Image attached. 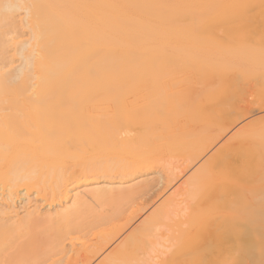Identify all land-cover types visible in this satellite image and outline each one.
<instances>
[{"label": "bare ground", "instance_id": "6f19581e", "mask_svg": "<svg viewBox=\"0 0 264 264\" xmlns=\"http://www.w3.org/2000/svg\"><path fill=\"white\" fill-rule=\"evenodd\" d=\"M254 87L264 105V0H0V264L91 262L113 234L100 204L164 137L183 157L161 160L169 185L213 149L189 199L164 198L96 264H264L248 222L264 121L225 138Z\"/></svg>", "mask_w": 264, "mask_h": 264}, {"label": "rangeland", "instance_id": "374dc122", "mask_svg": "<svg viewBox=\"0 0 264 264\" xmlns=\"http://www.w3.org/2000/svg\"><path fill=\"white\" fill-rule=\"evenodd\" d=\"M18 14L19 13H17V15ZM249 81L252 82L253 80H249ZM250 95H251L250 96V99H251V107H250L251 111H250V113L246 117H244V118H238V119H236L234 121L235 123L233 122V125H232L231 129H229L227 131L228 133H226L225 138L228 137L229 134L233 133L234 131H236L237 129H239L240 127H242L243 126V123L246 122V121H249L251 119L252 120L253 119L254 120L256 119V121L259 120L258 122L264 121V105L263 104L261 105V103H260L261 99L259 98V95H258L255 87L252 90V92H251ZM159 142H161V144L164 145V151L161 152L163 154L160 153V156H159L160 158L159 159H161L162 157H164L161 160H164L165 158L167 160H169V157L170 158L172 157V159H174V157H175V159H174L175 162L172 159L169 160V162H171L169 166H174V164L177 163L176 161H178L177 164H180L182 162L183 157H181L182 155L177 150H174L173 149V150L169 151V150L166 149V147L169 146V142L167 140V137H164ZM211 151L213 152V149L212 150H209L208 153H206L205 157H203L201 159L199 158L197 161H195V163H193L192 165H190L189 168L186 170L185 174L184 175H180L179 178H177V180H175L176 182H174V181L170 182V185L166 183L167 180L165 179L166 178L165 177L166 171L164 169V163H162L161 160H160L157 163V165L152 168V170H149V172H140L139 173L140 175L137 174V175L133 176L132 178L125 180L124 182L113 184L114 185L112 187L113 188V194H115V195H113L114 197H113L112 201H108V202H110L109 205L107 204V206L106 205L104 206L103 205L104 203L103 204L101 203L103 205L102 206L100 204L99 207L100 208L102 207V209H103L102 211L99 210V207L98 208L97 207L95 208V206H97L98 203L96 204V202H93L96 205H94V206L93 205H90V206L93 207L94 209H96V211L99 210V211H101L103 213L108 211L106 213V215L104 216V217H106L108 219L107 222H106V224H105V226H107L108 229H112L113 228V234L111 236V239H109L110 241L108 240L109 242L105 243V248L99 253L98 256H95L93 258L94 260L92 259L91 262H89L88 264H96V262H99L98 260H100L101 258H103V256H105L107 254V252L111 250V248L113 249V247L116 246L120 242V240L126 236V234L128 235L129 233H131V231L133 230V227L134 228H135V226L137 227L139 225V223L140 224H143L145 222L144 219L147 217L146 218V220H147L149 218V216H151V214H153L155 212L154 210L157 207H159L161 201L163 203V201H165L167 198H169V196L171 198V196L174 195V194H176V192H177V194H176L177 197H175V195L172 196V197H175V200H177V201L180 202V200L181 201L182 200L185 201V200H187V198L189 199L188 194L185 193V190L188 188V187H186V185L188 184V180L190 179V177L193 174L195 175L197 173L198 168L201 167V163L205 160V158L209 154L212 153ZM177 158H180L181 161L180 160H177ZM172 161L174 162V164H173ZM188 176H189V178H188ZM185 179H186V182L187 183H185L186 185L185 184H182L183 185L182 186L180 183L183 180L185 181ZM255 180L256 181H259L260 183L262 182L261 184H263L264 176L263 177H260V178H256ZM114 181H116V179ZM85 182H87V181H84L83 183L78 184L75 188H73V190L75 189L74 191H86V190L91 189L90 188L91 185H88ZM259 182L258 183L256 182L255 183L256 185L254 184L255 186H253V188H251V191L253 193H251V196L249 197V198H251V199H249L250 200V203H251L249 205V208H250V210L253 209L251 211V213H250L251 214L250 215L251 217H252V215H254L253 212H256V214L254 216L262 217V218H260L261 219V222H264V206L262 205V201L264 200V196H263L264 195L263 194L264 193V190H263L264 188H262V187L264 185L261 186V184H259ZM87 183H89V182H87ZM101 184H99V185H101ZM99 185H97V186H99ZM179 185H181V186H179ZM97 186H94V187H97ZM115 186H118V187H115ZM176 187H181L182 188V189L181 188H178L179 189V192H180V189H181V191H182V192H180L181 194L178 192V189ZM174 188H176V189H174ZM184 188H186V189H184ZM127 190H129L130 193H128ZM174 190H176V191H174ZM259 190H262V191H259ZM125 192H127V195L129 194L128 195L129 196L128 198H127V195L125 194ZM162 192H164V193H162ZM183 192H184V196H182L183 195ZM178 193L180 194V197L179 198H178V196H179ZM124 195H126V196H124ZM116 196H117V198H116ZM256 196H257V198H260L258 196H261V200H262L261 201V204H259L260 203V199L258 200L256 198ZM164 198H166V199H164ZM247 199H248V197H247ZM114 200H115V202H114ZM252 200H253V202H252ZM70 201L71 200H68V202H66V203L68 204ZM106 203H107V201L105 202V204ZM110 205H111V210H109V208H108V206L110 207ZM40 209H41V211H44V210H47L48 208L47 207H45V208L44 207L43 208L40 207ZM221 210L223 211L225 209H221ZM221 210H220V212H221ZM246 210L249 211V209H246ZM18 211L20 212V214H22L23 209L22 210L19 209ZM103 213H101V215H103ZM223 213L226 216V212L223 211ZM107 215L108 216H111L112 215V222L109 220L111 217L109 218V217H107ZM113 215L114 216L116 215V216L114 217ZM224 221L228 222L227 219H224ZM248 222L250 224V227L253 228L255 232L256 231H261L262 232L264 230V226H262L261 222L258 223V222H254L253 220H248ZM103 224H104V222H103ZM103 224H101L102 227L99 228V229H102V228L105 229V227H103ZM243 224L245 225V223H243ZM253 224H254V226H253ZM166 229H167V227H165V226L163 228L161 227L158 230V232L161 233V235L165 236ZM90 235H93V234L90 233V234H88V236H82L83 237V239H81L82 240V244L85 243L84 241H89V238H90V240H93L94 237H96V236H90ZM91 237H92V239H91ZM164 243L167 244L166 242H164ZM78 245L80 246L81 243H79ZM66 248L68 249V247H66Z\"/></svg>", "mask_w": 264, "mask_h": 264}]
</instances>
